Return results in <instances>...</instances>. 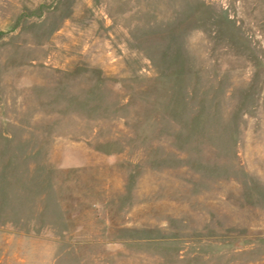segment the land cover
Here are the masks:
<instances>
[{
  "label": "rangeland",
  "instance_id": "rangeland-1",
  "mask_svg": "<svg viewBox=\"0 0 264 264\" xmlns=\"http://www.w3.org/2000/svg\"><path fill=\"white\" fill-rule=\"evenodd\" d=\"M0 264H264V0H0Z\"/></svg>",
  "mask_w": 264,
  "mask_h": 264
}]
</instances>
